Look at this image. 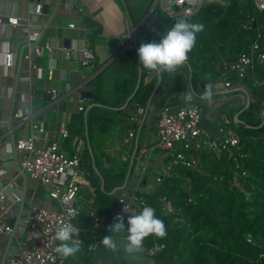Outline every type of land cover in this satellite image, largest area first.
<instances>
[{"label": "trees", "instance_id": "trees-1", "mask_svg": "<svg viewBox=\"0 0 264 264\" xmlns=\"http://www.w3.org/2000/svg\"><path fill=\"white\" fill-rule=\"evenodd\" d=\"M185 19L202 23L203 30L197 33L196 44L185 63L172 72H161L159 87L157 77L145 81L154 71L140 64L142 81L137 91L134 76L117 85L120 101H106L102 97L103 77L99 74L92 81L96 104L86 114H75L67 125L69 135L65 144L70 149L75 137L89 142L82 162L87 177L96 187L93 205L97 216H109L121 207L119 194L126 170L112 173L96 164L98 174L90 165L95 131H107L114 123L134 116L140 107L147 108L158 92L157 112L167 104H189L180 96L188 90L196 93L194 97L207 111L208 101L200 100L199 94L206 84L213 85L225 71L222 62L235 61L256 39L264 46V9H259L257 0L209 1ZM174 21L154 8L142 26L145 42L158 41ZM252 75L253 70L244 81L255 99L249 106L226 102L216 110L212 121L204 119L203 122L212 128L222 122L240 133L242 139L237 153L245 155L240 156L239 162L228 151L217 157L211 150H204L197 152L199 167L178 163L159 174L150 190H135L164 221L166 234L149 235L142 244L148 249L161 246L158 258L171 252L174 261L185 258L181 264H264V87L255 84ZM254 75L258 79L264 76V66L256 65ZM133 94L128 106L123 108ZM238 113L242 122L235 118ZM101 178L104 188L99 184ZM140 203L138 200L137 204ZM168 203L171 209L167 208ZM77 224L83 229L84 241L76 257L73 259L70 255L66 259L71 258V264H90L92 246L100 233L94 226V218L84 210H80Z\"/></svg>", "mask_w": 264, "mask_h": 264}, {"label": "crops", "instance_id": "crops-1", "mask_svg": "<svg viewBox=\"0 0 264 264\" xmlns=\"http://www.w3.org/2000/svg\"><path fill=\"white\" fill-rule=\"evenodd\" d=\"M153 1L0 0V15L21 19L18 26L0 27V190L5 191L4 203L9 207L7 213L0 208V215L12 225H23L33 208L49 206L52 202L49 185L19 173L16 142L32 133L41 146L58 139L61 127L67 126L75 114H86L96 104L92 81L99 74L103 77L102 97L106 101H120L117 85L134 76L139 88L142 71L137 49L146 41L141 30L152 14ZM39 4L42 9L38 13ZM70 23L75 27H69ZM137 26L141 29L133 46H120V36ZM25 27L41 32L40 52L28 44ZM47 43L52 44L51 51L46 48ZM86 49L90 52L86 53ZM66 50L71 51L69 56ZM160 74L151 72L145 81L157 77L159 87ZM159 99L158 92L148 107H140L134 116L114 123L107 131L96 130L91 140L90 165L97 164L112 173L126 170V186L150 190L159 174L175 166L173 159L156 147V110L149 120V112L156 109ZM18 109L25 110L30 118L17 119ZM239 114L235 118L242 121ZM65 141L63 145L69 154L79 151L84 157L89 145L87 139L75 137L71 149ZM95 171L98 173L97 168ZM99 184L104 188L102 178ZM79 197L81 210L88 215L97 211L93 205L96 187L87 176L81 179ZM22 241L23 233L19 229L12 238L0 235V264H7L8 258L19 254Z\"/></svg>", "mask_w": 264, "mask_h": 264}, {"label": "built area", "instance_id": "built-area-1", "mask_svg": "<svg viewBox=\"0 0 264 264\" xmlns=\"http://www.w3.org/2000/svg\"><path fill=\"white\" fill-rule=\"evenodd\" d=\"M206 2L207 0H154L152 9L157 7L167 18L176 20L179 17L193 16ZM257 4L260 10L264 9V0H257ZM41 9L42 5H37L38 13ZM20 24V17L0 15V27L3 29ZM69 27H75V24L70 23ZM25 29L28 34V44L33 46L36 52H40L38 42L41 32L30 27ZM140 29L141 26L132 27L127 34L120 36V46L132 47V42ZM46 48L51 51L52 44L47 43ZM89 52L90 50L86 49V53ZM65 53L69 56L71 51L66 50ZM222 65L225 71L213 84L212 98L208 101L207 111H204L194 97L189 104L177 106L167 104L157 113L156 147L164 150L173 159L175 165L180 163L191 168L199 167L200 158L197 152L204 150H211L217 157H221L228 151L229 156L236 162H239L240 156L245 155L237 153L242 138L235 128L223 125L222 122H218L217 127L212 128L204 125L203 122L204 119L212 121L216 110L226 102H238L237 105L246 107L255 100L251 88L244 81L253 70L251 77L254 83L264 87V76L258 79L254 75L256 65L264 66V46L256 39L235 61L230 63L223 61ZM53 94L56 95L55 92ZM80 109L83 110L84 106ZM155 110L152 108L149 112V120L152 119ZM262 113L264 115L263 110ZM15 117L28 120L30 115L25 110L18 109ZM68 135L67 126H63L60 129V137L47 146L37 143L34 133L27 138L19 139L15 144L19 154V173L42 185H49L52 202L49 206L33 208L23 225L18 223L14 226L0 215V235L12 238L18 229L23 233L19 254L8 258L7 264H70L66 258L60 257L54 250L58 243L54 239L55 232L67 222L73 223L79 229L76 233L78 242L81 244L84 241L83 229L77 224V219L81 210L79 205L81 179L87 176V172L83 166L82 154L79 151L69 154L64 148L63 140L67 139ZM135 190L136 188L131 185L121 188L119 194L121 207L109 216H97L96 212L90 213L89 216L94 218V226L99 230L100 235L110 234V225L118 218V215L123 217L127 226V218L138 213L146 205ZM5 198V191L0 190V208L7 213L9 207L4 203ZM138 200H141L140 205L137 204ZM167 208L171 209L169 203ZM122 233L121 236L125 237L126 233ZM142 249L147 254H156L162 250V247L156 245L148 249L142 245Z\"/></svg>", "mask_w": 264, "mask_h": 264}, {"label": "clouds", "instance_id": "clouds-1", "mask_svg": "<svg viewBox=\"0 0 264 264\" xmlns=\"http://www.w3.org/2000/svg\"><path fill=\"white\" fill-rule=\"evenodd\" d=\"M204 25L183 17L177 18L171 27L164 30L158 41L142 42L137 49L140 64L156 72H172L185 63L188 53L193 49L197 40V33L203 30ZM213 93L212 83L205 85L199 94V99L210 101ZM185 103H190L196 93L192 90L181 93ZM78 228L71 222L64 223L55 232L54 239L58 241L55 252L62 258H67L80 250L76 233ZM110 232H125L124 250L135 252L142 248L143 239L149 235L162 237L166 234L164 221L156 215V209L151 205H144L140 211L127 218L125 226L123 217L118 218L110 225ZM103 245L115 250L117 241L111 236H105Z\"/></svg>", "mask_w": 264, "mask_h": 264}, {"label": "water", "instance_id": "water-1", "mask_svg": "<svg viewBox=\"0 0 264 264\" xmlns=\"http://www.w3.org/2000/svg\"><path fill=\"white\" fill-rule=\"evenodd\" d=\"M140 82L141 79L139 81V84ZM249 105L250 104H248V106ZM126 185L127 182L123 185L122 188L126 187ZM108 235H111L117 241V248L115 250L106 247L102 243L103 238ZM124 243V236H116L113 234L100 235L92 246V251L90 253L92 257L91 264H181L185 260V258L177 261L172 260L171 252L166 256L156 260L153 257L149 256L142 248L138 251L130 253L124 250Z\"/></svg>", "mask_w": 264, "mask_h": 264}, {"label": "rangeland", "instance_id": "rangeland-1", "mask_svg": "<svg viewBox=\"0 0 264 264\" xmlns=\"http://www.w3.org/2000/svg\"><path fill=\"white\" fill-rule=\"evenodd\" d=\"M209 1H213V0H207V2H209ZM220 1H223V3L225 2H228L229 0H220ZM142 37H143V35H141ZM262 115H263V113H262ZM155 185V184H154ZM110 234H113V235H116V236H121L123 233L122 232H110ZM73 259L76 257V254H75V256H71ZM70 259V261H71V263H72V259L71 258H69Z\"/></svg>", "mask_w": 264, "mask_h": 264}, {"label": "flooded vegetation", "instance_id": "flooded-vegetation-1", "mask_svg": "<svg viewBox=\"0 0 264 264\" xmlns=\"http://www.w3.org/2000/svg\"><path fill=\"white\" fill-rule=\"evenodd\" d=\"M149 256H151V257H153L154 259H159L157 256H158V253H156V254H148ZM92 262V261H91ZM91 262H90V264H91Z\"/></svg>", "mask_w": 264, "mask_h": 264}]
</instances>
